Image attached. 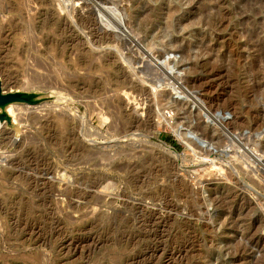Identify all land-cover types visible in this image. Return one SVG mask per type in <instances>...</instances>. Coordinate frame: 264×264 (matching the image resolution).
<instances>
[{"label":"rangeland","instance_id":"374dc122","mask_svg":"<svg viewBox=\"0 0 264 264\" xmlns=\"http://www.w3.org/2000/svg\"><path fill=\"white\" fill-rule=\"evenodd\" d=\"M0 92V264H264V0H0Z\"/></svg>","mask_w":264,"mask_h":264},{"label":"bare ground","instance_id":"6f19581e","mask_svg":"<svg viewBox=\"0 0 264 264\" xmlns=\"http://www.w3.org/2000/svg\"><path fill=\"white\" fill-rule=\"evenodd\" d=\"M157 16V12H155V11H153L151 14H150V17H156ZM150 20H152V19H150ZM113 36V35H112ZM109 38V37H108ZM110 38H112L111 36H110ZM139 38V37H138ZM113 39H114V37H113ZM111 40V39H110ZM114 41V40H113ZM100 42V41H99ZM102 43V44H101ZM101 43H100V45H105V46H108V48H110L113 44L111 43V41H101ZM149 79V78H148ZM147 79V80H148ZM142 85L144 84V83H146V80L144 79V78H142ZM131 85H132V83H131ZM130 85V86H131ZM142 85H141V87H142ZM140 87V88H141ZM143 88V87H142ZM139 89V88H138ZM16 108H15V103L14 102H11V101H1L0 102V129L1 128H3V125H4V123L6 122V120H5V116H7L8 117V119L11 121V122H13V123H16L17 122V120H16V110H15ZM149 115H151V112H149ZM147 122H149V120H147ZM138 123V122H137ZM64 124V123H63ZM15 131H16V134H17V136L19 137V135H20V128L19 127H16L15 128ZM63 132V131H62ZM56 139V138H55ZM185 195V194H184ZM47 202V201H46ZM25 205H27V204H25ZM26 206H24V208H25ZM27 207H29V206H27ZM31 207V206H30ZM29 207V208H30ZM54 209V208H53ZM28 210V209H27ZM56 210H58V209H56ZM21 211H22V209H21Z\"/></svg>","mask_w":264,"mask_h":264},{"label":"water","instance_id":"95a60500","mask_svg":"<svg viewBox=\"0 0 264 264\" xmlns=\"http://www.w3.org/2000/svg\"><path fill=\"white\" fill-rule=\"evenodd\" d=\"M2 99H4V100L8 99V100L13 101V102H15L16 100H20V98L16 97V95L13 96V95L7 94V95L3 96V95H1V92H0V102Z\"/></svg>","mask_w":264,"mask_h":264}]
</instances>
